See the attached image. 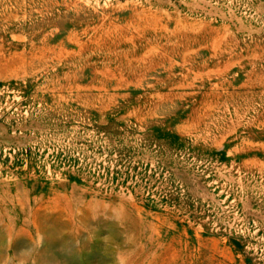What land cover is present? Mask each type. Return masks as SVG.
<instances>
[{
	"label": "rangeland",
	"instance_id": "1",
	"mask_svg": "<svg viewBox=\"0 0 264 264\" xmlns=\"http://www.w3.org/2000/svg\"><path fill=\"white\" fill-rule=\"evenodd\" d=\"M0 264H264V0H0Z\"/></svg>",
	"mask_w": 264,
	"mask_h": 264
}]
</instances>
